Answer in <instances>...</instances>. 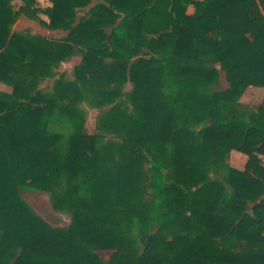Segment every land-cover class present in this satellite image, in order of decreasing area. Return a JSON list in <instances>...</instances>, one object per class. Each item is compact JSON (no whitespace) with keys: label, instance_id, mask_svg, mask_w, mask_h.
Instances as JSON below:
<instances>
[{"label":"trees","instance_id":"obj_1","mask_svg":"<svg viewBox=\"0 0 264 264\" xmlns=\"http://www.w3.org/2000/svg\"><path fill=\"white\" fill-rule=\"evenodd\" d=\"M16 1L0 0V264H264V166L230 162L264 156V102H241L264 89V0H49L48 21ZM21 16L48 35L10 31ZM22 188L71 225L37 231Z\"/></svg>","mask_w":264,"mask_h":264},{"label":"rangeland","instance_id":"obj_2","mask_svg":"<svg viewBox=\"0 0 264 264\" xmlns=\"http://www.w3.org/2000/svg\"><path fill=\"white\" fill-rule=\"evenodd\" d=\"M37 2V1H36ZM16 8L18 9L20 6L19 0L16 2ZM34 7V8H33ZM192 7L189 9V12L192 11ZM31 11L40 19L48 21L51 16L52 7L51 9H47V15L39 13V10L32 6ZM10 31L12 32H23V31H30L33 34L44 32L48 35V33L42 29V27L36 22L33 21L25 16H21L18 21L11 26ZM81 62V57L71 58L64 62L61 66L60 71L67 74L68 79H73L74 77V67L77 66ZM53 81L50 80L43 85L44 87H50ZM130 88L128 87V90ZM0 91H11V88L0 84ZM243 105L248 106L249 108L256 109L259 105L264 102V89L263 88H249L244 96L241 99ZM83 108L87 111V131L89 133H95L96 131V124H97V117L101 113L100 110L92 109L88 107L87 104L83 105ZM230 162L232 165L239 169H243L244 166L248 162H253L259 165L264 166V156L253 153L251 155L244 154L238 151H233L230 156ZM21 194L25 201L31 205L35 214L31 217V222L37 231L41 230L39 219H43L48 224L56 228H68L72 223V216L69 213L65 212H58L56 211L51 202V197L47 193L37 192L29 188H22ZM98 255L106 260L109 258L110 253L105 251L97 252Z\"/></svg>","mask_w":264,"mask_h":264},{"label":"crops","instance_id":"obj_3","mask_svg":"<svg viewBox=\"0 0 264 264\" xmlns=\"http://www.w3.org/2000/svg\"><path fill=\"white\" fill-rule=\"evenodd\" d=\"M33 6H35V8L37 10H39V13L47 15L46 10L51 9V7L53 5L49 0H37V2H35V4ZM49 33H51L52 35L59 37V38L65 35V32H63V31H53V32H49ZM73 58H77V57H73ZM251 88H253V87H251Z\"/></svg>","mask_w":264,"mask_h":264}]
</instances>
